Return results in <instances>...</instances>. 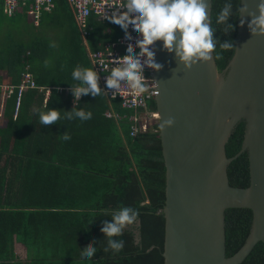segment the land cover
<instances>
[{"label":"trees","instance_id":"trees-1","mask_svg":"<svg viewBox=\"0 0 264 264\" xmlns=\"http://www.w3.org/2000/svg\"><path fill=\"white\" fill-rule=\"evenodd\" d=\"M229 3L232 15L226 24H218L216 14ZM239 3L212 0L210 23L218 51L225 42L235 45ZM2 4L0 0V29L6 22L26 17L19 12L7 18ZM54 4L72 21L65 0H54ZM45 20L49 28L41 25V32L28 45L18 39L9 42L4 51L0 43L2 83L16 85L19 72L28 65L38 86H79L72 79L73 69L91 68L79 33L68 30L73 32L71 37L61 40L50 32L47 36L42 30L55 25L49 21V13ZM103 23H95L88 31L87 42L93 51L99 42L116 39H106L113 32L104 29ZM228 24L233 28L225 31ZM233 52L234 48L222 50L221 58L215 60L218 72L226 67ZM100 94L102 99L88 93L73 104L71 91L63 98L52 90L44 105V92L29 90L15 117V97L7 100L10 116L0 126V264H80L81 252L89 246H95L97 252L88 264H163L165 167L158 123L131 137L130 124L123 116L128 117L132 111L122 108L118 98L111 99L113 110L122 119L107 118L104 112L110 108L109 102ZM147 108L155 111L154 101H148ZM36 109L59 110L62 118L43 125ZM73 109L90 111L92 118H65V112ZM66 132L70 140L62 139ZM243 135L244 121H240L225 145L228 158L240 150ZM227 176L233 187L249 185L247 152L228 165ZM122 206L137 209V223L126 227L119 237L124 241L120 252L104 251L107 238L101 229ZM251 221L249 209L225 210L227 257L243 245ZM20 248L24 258L17 254ZM241 264H264L263 243L258 242Z\"/></svg>","mask_w":264,"mask_h":264},{"label":"water","instance_id":"water-1","mask_svg":"<svg viewBox=\"0 0 264 264\" xmlns=\"http://www.w3.org/2000/svg\"><path fill=\"white\" fill-rule=\"evenodd\" d=\"M211 20L212 0H206ZM260 0H240L234 52L218 72L216 62L185 68L175 51L154 46L158 94V137L165 167L163 264H241L253 247L264 245V35H252L248 22L259 15ZM244 24L241 25L240 21ZM178 38H179V34ZM174 118L163 130L162 120ZM244 121L240 150L227 157L225 145ZM247 152L249 185H229L228 165ZM252 212L240 249L225 252V210Z\"/></svg>","mask_w":264,"mask_h":264},{"label":"clouds","instance_id":"clouds-1","mask_svg":"<svg viewBox=\"0 0 264 264\" xmlns=\"http://www.w3.org/2000/svg\"><path fill=\"white\" fill-rule=\"evenodd\" d=\"M113 8L123 10L125 14L120 15L119 11H116L108 16L104 11L102 17L109 20L113 29L119 30L124 37V42L129 43V37L126 35L129 29H131L133 36H141L136 41V46L140 51L134 53L131 48L127 49L125 55L116 61L122 65V70H114L108 77L105 90L113 94V97L121 93V85L123 84H126L129 89L137 94L145 91L143 68L148 66L156 71L162 68V65L155 61V53L150 48L156 41H162L163 48L169 52L175 51L185 68H191L197 61L208 62L220 59L223 54L222 50L235 47L231 41H228L221 44L220 50H217V41L214 39L215 30L206 14V0H123L122 3H117ZM257 8L259 15H253L248 22L250 32L254 36L264 35V0H260ZM239 10L241 12L246 11V7H241ZM231 15L232 5L229 3L216 14V22L226 24ZM240 23L243 25L244 21L241 20ZM232 28L233 26L228 24L225 31ZM177 34H179V38ZM141 57L145 58L143 63ZM48 63L46 60L45 66ZM22 72L30 73L29 66L26 65ZM71 75L73 80L79 82V86L73 87V101L74 97L80 98L81 95L88 93H91L96 99L103 98L97 87V74L94 69L76 67ZM31 77L36 87L28 89L26 92L29 90L44 92L43 104L46 105L51 91L56 90V88L38 86L32 74ZM15 103L14 101L13 117L17 115ZM36 111L39 122L43 125L55 123L62 118L61 112L56 109H49L46 112L39 109ZM74 117L86 121L92 118V113L83 109L65 112V118L73 119ZM173 124L174 118L169 117L162 120L160 127L163 130ZM62 139L70 140L71 136L66 132L62 135ZM137 218L138 211L131 206H122L116 210L111 221H106L101 229L107 238V247L104 251L120 252L124 248V241L119 237L123 235L126 227L136 222ZM96 252L95 246H89L83 250L79 258L80 264H88Z\"/></svg>","mask_w":264,"mask_h":264},{"label":"built area","instance_id":"built-area-1","mask_svg":"<svg viewBox=\"0 0 264 264\" xmlns=\"http://www.w3.org/2000/svg\"><path fill=\"white\" fill-rule=\"evenodd\" d=\"M75 21L78 31L84 38L88 34V18L93 16L100 21H108L102 17L104 11L108 16H111L113 12L119 11L120 15H124L123 10L113 8L117 3H122L123 0H65ZM54 8V0H3L2 11L6 17H13L17 13L25 11L27 17L30 18L32 23L37 26L43 13H49ZM129 37V43L124 42V37L120 34L114 41L105 42L100 50L89 52L88 57L92 69L96 72V78L98 81V90L101 91L108 100L118 98L120 100L121 107L131 110L132 113L125 117L130 124L129 135L135 137L139 133H145L151 130L153 124L158 123V113L156 111H150L147 108V103L158 94V90L153 79L154 69L145 66L143 68V77L145 84V91L137 94L135 91L129 89L126 84L121 85V93L115 95L108 93L105 90V84L110 76V73L114 70H122V65L116 61L125 55L127 49L131 48L134 53H138L140 50L136 46V41L141 36H133L131 29L126 34ZM155 42L150 46L154 51ZM145 58L141 57V62ZM35 83L28 72H22L20 81L17 85H11L0 82V101L10 99L15 96V113L17 114L24 93L31 88H35ZM69 90V89H67ZM49 93V91H47ZM82 96V95H81ZM81 98V97H80ZM80 98L74 97V102ZM107 118L114 120H121L122 116L113 111L105 112Z\"/></svg>","mask_w":264,"mask_h":264},{"label":"crops","instance_id":"crops-1","mask_svg":"<svg viewBox=\"0 0 264 264\" xmlns=\"http://www.w3.org/2000/svg\"><path fill=\"white\" fill-rule=\"evenodd\" d=\"M68 8V9H67ZM66 9H67V13L71 16V20L72 21H70L69 19H68V17H67V14H65V11H62L61 9L62 8H60V7H56L55 8V4H54V8H53V10L51 11V12H49V21L51 22V23H53L55 26L54 27H52V28H50V29H44V30H42V33H45L46 35L48 34V32H50L53 36H58L59 38H60V40L61 39H63L64 38V36L65 37H71V35L73 34V32H70V31H73V29L76 31L77 30V32L79 33V38L81 39V41H82V43H83V45H84V47H85V50H86V52H87V56H88V53L89 52H93V50L90 48V46H89V44H88V42H87V35H86V37H82L81 36V34H80V32L78 31V29H77V26H76V24H75V21H74V18H73V15H72V13H71V11H70V9H69V7H67ZM22 13H25V11H22ZM45 14V15H44ZM25 15H26V13H25ZM47 15V16H46ZM14 17V16H13ZM42 18H41V21H39V24H38V26H35L33 23H29L28 22V18H27V15H26V17H24L23 15L20 17V18H18V19H16V21L15 22H11V23H7L6 22V24L5 25H2L1 26V29H0V31H4V29L8 26V25H10L11 24V32L13 33V32H18V33H23L24 32V30L25 31H28V29L29 28H37V29H39V27L41 26V25H46L48 28H49V22L47 21V20H45V18L46 17H48V13H43L42 14V16H41ZM7 18H9V17H7ZM10 18H12V17H10ZM27 18V19H26ZM30 19V18H29ZM73 22V23H72ZM87 22H88V26H89V30L88 31H91V28L92 27H94V24L95 23H99V22H103V21H100V20H98L97 18H95V17H93V16H90L89 18H88V20H87ZM68 30H70V31H68ZM70 39V38H69ZM69 39H68V41H69ZM59 40V41H60ZM67 41V42H68ZM103 44H105V42H99L98 43V48L96 49V50H94V51H97V50H100L101 49V47L103 46ZM24 45V44H23ZM89 58V57H88ZM90 61V60H89ZM91 65V64H90ZM91 68H92V66H91ZM22 71V70H21ZM19 78H20V72H19ZM19 78H18V82H19ZM10 79V78H9ZM1 82V81H0ZM77 85H75V86H68V87H66V86H55L54 88H56V93L57 94H59L60 96H62L63 98H65V97H67L68 96V94H69V92L71 91L72 92V95H73V87H76ZM97 86H98V81H97ZM49 87H53V86H49ZM67 89H69V90H67ZM101 92V91H100ZM74 96V95H73ZM83 96V95H82ZM81 96V97H82ZM104 97H105V95H104ZM106 98V97H105ZM23 99V98H22ZM107 99V98H106ZM106 101H108L109 102V109L108 110H106L105 112H107V111H113V112H115L113 109H112V105L110 104V100H106ZM7 100L5 101V102H3V101H0V126H4L5 124H6V122H7V120H8V117L10 116V114H9V112H8V110H7ZM75 102L73 101V104H74ZM105 112H104V115H105ZM14 116V115H13ZM122 119V118H121ZM115 121H117V120H115ZM119 121V120H118Z\"/></svg>","mask_w":264,"mask_h":264},{"label":"rangeland","instance_id":"rangeland-1","mask_svg":"<svg viewBox=\"0 0 264 264\" xmlns=\"http://www.w3.org/2000/svg\"><path fill=\"white\" fill-rule=\"evenodd\" d=\"M12 22V21H10ZM102 27L108 31H112L113 35L109 36L108 38H106L107 40L110 39H115L116 37H118L121 33L119 32V30L113 29L110 25L109 20L107 22H104L102 24ZM41 31L37 28H29L28 31H25L21 34L18 32H11V24L8 25L4 31L0 32V43H1V49L2 50H6V48L9 45V42L11 41H16V40H20L22 41V43L24 45H28L34 38H36L38 36V33H40ZM47 36H49V32L47 34ZM112 109H114V107L112 106ZM137 223V222H136ZM17 254L19 255L20 258H24L25 257V252L22 248L17 250Z\"/></svg>","mask_w":264,"mask_h":264}]
</instances>
